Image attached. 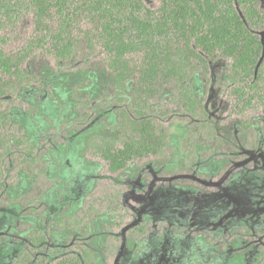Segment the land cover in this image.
<instances>
[{"label":"rangeland","instance_id":"1","mask_svg":"<svg viewBox=\"0 0 264 264\" xmlns=\"http://www.w3.org/2000/svg\"><path fill=\"white\" fill-rule=\"evenodd\" d=\"M18 25L25 38L8 45L12 50L32 35V13ZM100 54L78 47L67 60H31L25 69L40 82L9 98L11 121L35 160L19 167L8 159L3 166L0 264L80 258V246L92 257L83 264H258L264 99L241 111L226 61H211V83L199 74L190 78L205 112L184 111L166 88L149 108L167 133L166 152L109 174L89 152L95 137H119L112 77ZM132 86H125L127 98ZM114 194L116 209L101 202ZM92 199L99 211L89 214Z\"/></svg>","mask_w":264,"mask_h":264},{"label":"trees","instance_id":"2","mask_svg":"<svg viewBox=\"0 0 264 264\" xmlns=\"http://www.w3.org/2000/svg\"><path fill=\"white\" fill-rule=\"evenodd\" d=\"M0 0V178L3 166L32 164L34 148L11 121L9 98L19 87L40 82L25 68L29 61L53 57L67 60L78 47L98 55L111 73V94L117 102L119 137H95L91 155L116 174L131 162L157 158L166 152L168 137L149 112L153 99L169 88L182 109L204 113L190 78L201 75L211 83V61L227 63L226 79L233 83L245 110L264 99V7L260 0ZM32 13L34 28L26 44L12 45L22 35L18 23ZM82 22L85 27L80 26ZM133 81L129 97L125 86ZM244 120L243 129H249ZM93 196V195H92ZM111 197V198H110ZM101 202L112 209L117 195ZM92 199L88 213L99 211ZM139 232L143 228L136 226ZM78 256L53 264H83L91 260L86 246ZM258 264H264V249Z\"/></svg>","mask_w":264,"mask_h":264}]
</instances>
